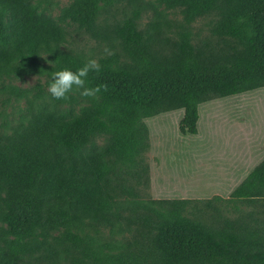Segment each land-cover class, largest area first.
Wrapping results in <instances>:
<instances>
[{
    "label": "trees",
    "instance_id": "1",
    "mask_svg": "<svg viewBox=\"0 0 264 264\" xmlns=\"http://www.w3.org/2000/svg\"><path fill=\"white\" fill-rule=\"evenodd\" d=\"M119 1L71 0L53 16L34 0H0V78L76 71L91 58L64 47V25L93 33ZM159 1L180 10L179 39L165 35L170 24L152 2L142 27L140 0H129L131 14L113 29L119 49L87 76L86 87L101 86L96 97L74 88L37 102L0 83V104L27 98L0 129V264H264V159L232 191L258 212L206 220L188 199L139 193L149 178L146 120L184 110L180 133L196 135L203 103L264 89V0ZM207 16L224 40L218 49L193 42L190 26Z\"/></svg>",
    "mask_w": 264,
    "mask_h": 264
},
{
    "label": "rangeland",
    "instance_id": "2",
    "mask_svg": "<svg viewBox=\"0 0 264 264\" xmlns=\"http://www.w3.org/2000/svg\"><path fill=\"white\" fill-rule=\"evenodd\" d=\"M71 0H34L41 10L53 16ZM154 3L169 22L164 25L165 35L179 39L182 15L179 9H169L159 0H140L141 26L146 27L154 13L148 8ZM133 5L120 0L100 17L95 32L90 33L72 23H66L67 49H73L97 61L106 56L104 49H119L113 29L131 14ZM211 17H201L192 23L193 42L207 50L218 49L224 40L210 31ZM165 45V43H164ZM52 79L47 75L2 76L0 83L27 89L28 98L48 102ZM0 129L16 123L27 98L1 96ZM81 100L76 109L87 105ZM69 106V105H67ZM184 110L168 111L146 120L149 126L150 148L144 154L149 165V178L140 188L143 201L154 199H188L189 211L203 219H213L220 214L234 218L240 213L261 210L259 203L243 205L232 198V191L249 171L264 159V89L230 97H213L200 106V124L196 135H182L180 121ZM103 139L99 140L102 143ZM237 204V205H235ZM260 217H264L261 213ZM94 234L93 231H90ZM57 234V233H56ZM102 240L110 238L109 231L99 234ZM123 235H117L121 240Z\"/></svg>",
    "mask_w": 264,
    "mask_h": 264
},
{
    "label": "clouds",
    "instance_id": "3",
    "mask_svg": "<svg viewBox=\"0 0 264 264\" xmlns=\"http://www.w3.org/2000/svg\"><path fill=\"white\" fill-rule=\"evenodd\" d=\"M107 55H113L114 53L105 48ZM100 70V64L96 59H89L83 66L76 71H72L68 68L52 73V82L49 84L48 91L54 99L64 100L68 98V94L72 92L74 88L82 89L81 96L84 97H96L101 91V86L93 88L86 87V79L89 72H98ZM106 90L107 86H103Z\"/></svg>",
    "mask_w": 264,
    "mask_h": 264
}]
</instances>
